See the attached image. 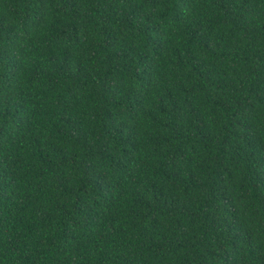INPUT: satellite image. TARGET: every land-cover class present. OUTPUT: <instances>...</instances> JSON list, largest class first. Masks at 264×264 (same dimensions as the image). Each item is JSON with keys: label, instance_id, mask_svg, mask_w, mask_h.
<instances>
[{"label": "trees", "instance_id": "1", "mask_svg": "<svg viewBox=\"0 0 264 264\" xmlns=\"http://www.w3.org/2000/svg\"><path fill=\"white\" fill-rule=\"evenodd\" d=\"M0 264H264V0H0Z\"/></svg>", "mask_w": 264, "mask_h": 264}]
</instances>
